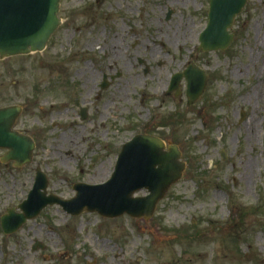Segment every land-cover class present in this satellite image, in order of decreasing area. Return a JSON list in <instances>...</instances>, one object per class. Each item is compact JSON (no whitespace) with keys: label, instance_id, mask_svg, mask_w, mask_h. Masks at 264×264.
Returning <instances> with one entry per match:
<instances>
[{"label":"rangeland","instance_id":"1","mask_svg":"<svg viewBox=\"0 0 264 264\" xmlns=\"http://www.w3.org/2000/svg\"><path fill=\"white\" fill-rule=\"evenodd\" d=\"M179 1L166 21L162 0H63V24L44 52L0 60V107L24 108L18 129L37 145L32 165L0 167V220L27 199L37 169L49 176L48 193L66 200L78 183L107 182L138 134L178 146L186 165L149 221L71 217L56 206L10 237L0 221V264H264V99L256 98L264 0H248L227 51L207 54L204 113L181 104L166 121L175 108L163 89L198 36L193 45L184 39L208 24L210 0ZM105 74L110 86L101 91ZM153 110L160 117L148 123ZM251 119L260 125L249 145ZM249 160L255 168L243 178Z\"/></svg>","mask_w":264,"mask_h":264},{"label":"water","instance_id":"2","mask_svg":"<svg viewBox=\"0 0 264 264\" xmlns=\"http://www.w3.org/2000/svg\"><path fill=\"white\" fill-rule=\"evenodd\" d=\"M62 1L0 0V59L44 52L62 24L59 17ZM247 3L248 0H211L209 23L200 37L199 51L228 50L235 39L232 32L235 19ZM183 78L188 82L189 100L191 103L197 101L206 90V73L190 67L183 74H175L170 90H178ZM102 87L107 89L109 82ZM22 112L23 108L15 106L0 109V147L8 150L7 161H14L20 168L32 164L36 148L31 138L11 131ZM166 147L157 137L135 136L123 145L115 172L107 183H78L74 187L77 196L67 201L48 195L49 178L38 169L33 190L18 207L21 212L12 208L2 217L4 232L8 235L18 232L24 224L38 218L48 206L56 205L73 217L97 213L109 219L124 215L134 219H152L159 202L182 180L186 171L178 147L171 146L169 151H165ZM145 190L149 193L147 196L135 197L136 193Z\"/></svg>","mask_w":264,"mask_h":264},{"label":"flooded vegetation","instance_id":"3","mask_svg":"<svg viewBox=\"0 0 264 264\" xmlns=\"http://www.w3.org/2000/svg\"><path fill=\"white\" fill-rule=\"evenodd\" d=\"M152 1V3H151V5L154 7V6H156V2H154V0H151ZM162 1H164L167 5H168V7H167V9H166V11L168 12V14H166V21H167V17H169V15L171 14V13H173L174 12V10L172 9V6H170V4L172 3L171 1L172 0H162ZM178 1V3H180L181 1H179V0H177ZM182 1H187L188 3L190 2V0H182ZM183 5H184V2L182 3ZM185 6V5H184ZM175 13V12H174ZM204 30H202L201 32H200V34L199 35H195V39H194V36H191V37H189V38H187V39H184L185 40V42L187 43V44H190V45H193L194 44V42H195V40H196V37H197V44L195 45V47H193L192 48V50L190 51V57H189V59L187 60V62L185 63V65H184V69H183V71L182 72H179V73H184L187 69H189L190 67H193V68H199L200 70H202V71H204V72H206L207 71V69H206V65L204 64L203 65V62L204 61H207L206 60V58H207V54H209V53H207V52H204V51H198V48H199V46H200V44H199V40H200V37H201V34H202V32H203ZM133 32V34H134V31H132ZM206 63V62H205ZM206 74H207V78H208V82H207V85H206V90L204 91V93L197 99V101H195V102H192L191 103V101L189 100V97H188V90H187V88H188V82H187V80L186 79H184L182 82H181V85H180V87H179V89L178 90H174V91H171L170 90V85L171 84H169L167 87H165V89H163V92H162V97L164 96V99H163V101L164 100H168V101H173L174 102V108H175V111H174V113H172L170 116V119H168V120H166V121H170L171 119H174L175 118V116L177 115V114H179V112H177L178 111V108H179V106L181 105V104H186L187 103V111L188 112H192V113H199V115H202L203 113H204V108H203V106L204 105H206V102H207V100H206V97H207V94H208V91H209V89H207L208 88V84H209V82H210V76H209V73H208V71L206 72ZM109 79H111V78H109ZM113 79V78H112ZM105 80V82H108V76H107V74H105L104 75V78H103V81ZM102 81V82H103ZM102 85H103V83L100 85V89H101V91H105V90H107V89H103V87H102ZM109 86H110V82H109ZM147 96L146 95H144L143 96V98L141 99V102L142 103H147ZM0 108H3V107H0ZM23 112H24V108H23ZM23 112H22V114H23ZM88 112H86V110H83L82 112H81V116L83 117V119H86L87 117H88V114H87ZM22 114L19 116V118H18V120H17V122H16V124L12 127V129H11V131H13V132H17V133H21V134H25V133H23V132H21V130H19L18 129V126H19V122H20V118H21V116H22ZM160 117V115L157 113V110H153V112H148L146 115H145V118L147 119V122L148 123H150V122H153V120H157L158 118ZM161 127H163V126H159V127H155V131L153 132V134L157 131V132H159V131H161ZM153 131V130H152ZM150 133V132H149ZM161 134V132L159 133V135ZM25 135H27V134H25ZM146 135H149V136H152V135H150V134H146ZM28 136V135H27ZM155 136V135H154ZM153 136V137H154ZM30 137V136H29ZM155 137H157V138H159L160 140H162L164 143H166L162 138H160V137H158V136H155ZM32 138V137H31ZM33 139V138H32ZM169 147V146H168ZM8 150L7 149H5V148H2V147H0V167H1V169H7V168H9L10 167V165H12L15 169H17V170H21L22 168H24V166H22L21 168L20 167H18L17 166V164L14 162V161H10V162H8L7 161V157H8ZM0 172H1V170H0ZM10 209H7V212L9 211ZM7 212H6V214H7ZM6 214H4V215H6ZM3 215V216H4ZM2 219V218H1ZM1 221V220H0ZM2 228V227H1ZM2 231H3V228H2ZM4 232V231H3ZM5 233V232H4ZM14 235V234H13ZM13 235H7V236H13ZM40 245V244H39ZM42 248L44 249L45 247L42 245Z\"/></svg>","mask_w":264,"mask_h":264},{"label":"bare ground","instance_id":"4","mask_svg":"<svg viewBox=\"0 0 264 264\" xmlns=\"http://www.w3.org/2000/svg\"><path fill=\"white\" fill-rule=\"evenodd\" d=\"M256 98H258L259 101H261L262 99H264V81L263 83H261L259 85L258 90L256 91ZM252 120V119H251ZM259 122L256 120H252L251 123L247 126L246 131L248 132L247 135V143L249 145H251L252 140L254 138V135L256 134L257 130H258V126H259ZM255 165L254 162L249 160L245 163V169H244V174L242 175L243 178H245V176L247 174H253Z\"/></svg>","mask_w":264,"mask_h":264}]
</instances>
